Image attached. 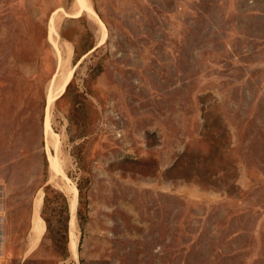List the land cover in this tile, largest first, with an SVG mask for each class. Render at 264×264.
<instances>
[{
	"label": "rangeland",
	"instance_id": "rangeland-1",
	"mask_svg": "<svg viewBox=\"0 0 264 264\" xmlns=\"http://www.w3.org/2000/svg\"><path fill=\"white\" fill-rule=\"evenodd\" d=\"M0 213V264H264V0H0Z\"/></svg>",
	"mask_w": 264,
	"mask_h": 264
},
{
	"label": "crops",
	"instance_id": "crops-1",
	"mask_svg": "<svg viewBox=\"0 0 264 264\" xmlns=\"http://www.w3.org/2000/svg\"><path fill=\"white\" fill-rule=\"evenodd\" d=\"M1 215V213H0ZM48 226L45 220L41 216V210L39 206L33 207V212L31 214V223L29 231L26 235V241L30 246L38 247L41 242L44 240L45 235L47 234ZM3 242V248L0 250V259L1 255L5 250V244L7 242V235L0 229V245Z\"/></svg>",
	"mask_w": 264,
	"mask_h": 264
},
{
	"label": "bare ground",
	"instance_id": "bare-ground-1",
	"mask_svg": "<svg viewBox=\"0 0 264 264\" xmlns=\"http://www.w3.org/2000/svg\"><path fill=\"white\" fill-rule=\"evenodd\" d=\"M75 205V204H74Z\"/></svg>",
	"mask_w": 264,
	"mask_h": 264
}]
</instances>
